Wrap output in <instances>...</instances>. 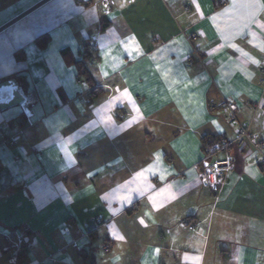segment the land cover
Instances as JSON below:
<instances>
[{"label": "crops", "instance_id": "1", "mask_svg": "<svg viewBox=\"0 0 264 264\" xmlns=\"http://www.w3.org/2000/svg\"><path fill=\"white\" fill-rule=\"evenodd\" d=\"M108 1L0 0V264H264L258 151L200 180L223 101L264 140V0Z\"/></svg>", "mask_w": 264, "mask_h": 264}, {"label": "built area", "instance_id": "2", "mask_svg": "<svg viewBox=\"0 0 264 264\" xmlns=\"http://www.w3.org/2000/svg\"><path fill=\"white\" fill-rule=\"evenodd\" d=\"M101 6L104 11L107 12L109 8L108 0H101ZM91 51H97V47L92 46ZM261 90L262 94L259 100L252 105L253 117L264 118V57L261 62ZM221 111L226 114L229 122L235 127V136L232 140L217 139L211 140L206 145V149L203 157L200 160V166L202 168L200 180L204 186H206L214 201L220 198V195L226 186L230 173L234 170V158L231 154V150L234 147L241 148L245 144H249L255 150L258 151L260 156V169L264 172V140L256 142L250 133L251 121L243 122L238 119L235 113V106L223 101L220 104ZM97 224L100 225L98 221ZM182 225H186V221L182 222ZM27 229L22 227L20 234L12 233L7 236V242L12 246L25 243V237ZM22 235V236H20ZM104 252H108L107 248H104ZM16 255L10 257V261L15 263ZM39 264H56L54 258H48L47 260Z\"/></svg>", "mask_w": 264, "mask_h": 264}, {"label": "trees", "instance_id": "3", "mask_svg": "<svg viewBox=\"0 0 264 264\" xmlns=\"http://www.w3.org/2000/svg\"><path fill=\"white\" fill-rule=\"evenodd\" d=\"M106 26L107 25L105 23H103L102 24V29H105ZM86 49H87V47H86ZM95 60H96L95 52L86 50L82 60L80 62L76 63V67L78 69V74H79L80 77H82L84 82L90 83V77H89V74L86 71L84 65L90 63L91 61H95ZM91 95L93 97H96L99 94L96 91H92Z\"/></svg>", "mask_w": 264, "mask_h": 264}, {"label": "water", "instance_id": "4", "mask_svg": "<svg viewBox=\"0 0 264 264\" xmlns=\"http://www.w3.org/2000/svg\"><path fill=\"white\" fill-rule=\"evenodd\" d=\"M3 87H9L13 89L11 92L12 98L9 102L0 104V109H6L8 107L18 105L21 102V97L15 90V88L17 87L16 81L14 79H11L0 83V89Z\"/></svg>", "mask_w": 264, "mask_h": 264}, {"label": "bare ground", "instance_id": "5", "mask_svg": "<svg viewBox=\"0 0 264 264\" xmlns=\"http://www.w3.org/2000/svg\"><path fill=\"white\" fill-rule=\"evenodd\" d=\"M7 95H8V93H7Z\"/></svg>", "mask_w": 264, "mask_h": 264}]
</instances>
